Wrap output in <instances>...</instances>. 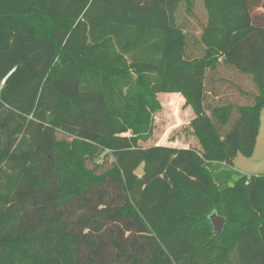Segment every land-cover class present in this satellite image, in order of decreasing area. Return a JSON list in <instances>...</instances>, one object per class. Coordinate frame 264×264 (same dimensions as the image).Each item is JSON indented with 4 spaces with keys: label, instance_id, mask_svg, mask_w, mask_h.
Returning a JSON list of instances; mask_svg holds the SVG:
<instances>
[{
    "label": "trees",
    "instance_id": "obj_1",
    "mask_svg": "<svg viewBox=\"0 0 264 264\" xmlns=\"http://www.w3.org/2000/svg\"><path fill=\"white\" fill-rule=\"evenodd\" d=\"M195 1L0 0V264H264V174L222 189L209 169L254 152L264 0H200L199 36ZM221 66L258 91L236 118L233 105L208 114V77ZM159 94L193 109L201 151L144 146ZM105 186L125 203L107 206L101 193L74 223L73 207ZM213 213L226 220L221 235Z\"/></svg>",
    "mask_w": 264,
    "mask_h": 264
},
{
    "label": "rangeland",
    "instance_id": "obj_2",
    "mask_svg": "<svg viewBox=\"0 0 264 264\" xmlns=\"http://www.w3.org/2000/svg\"><path fill=\"white\" fill-rule=\"evenodd\" d=\"M195 2L197 18H190L189 25L194 30V34L199 36L201 32L200 22L204 19L205 10L200 0H196ZM194 41L191 40L190 46L193 45ZM191 50L195 55L201 53L194 46ZM208 80L209 93L207 105L210 108L208 111L210 116H212L211 108L213 107L233 105L234 112L232 118H236L237 107L253 105L255 103V97L258 95V91L251 76L242 75L231 67L221 66L216 72L209 75ZM158 98L161 103V108L155 115L154 135L144 146H168L201 151L199 141L193 136L192 129L190 128V123L195 118V114L193 109L186 105L185 99L176 94H159ZM229 126H226L224 129L227 130ZM209 169L211 180L221 186L222 189L235 186L236 182L243 175L235 167H231L222 162L212 163ZM101 193L103 194V202L107 206L122 205L125 203V195L121 190H115L112 187L105 186L98 192L87 196L79 204L77 203L73 207V210H71V220L74 223L80 220H88L101 203ZM89 201H91L92 205ZM102 207L107 208L105 206H101L100 208ZM113 228L112 239L117 238L118 228L123 229L124 227L122 225H115ZM102 235L107 242V247H109L108 250H105L104 247L103 253L105 251V254L108 256L114 255L116 251L112 246L113 241H111L110 235L107 231ZM126 237H130L131 240L130 234L126 235ZM97 242H100V240L97 239ZM140 242L142 243V240Z\"/></svg>",
    "mask_w": 264,
    "mask_h": 264
},
{
    "label": "water",
    "instance_id": "obj_3",
    "mask_svg": "<svg viewBox=\"0 0 264 264\" xmlns=\"http://www.w3.org/2000/svg\"><path fill=\"white\" fill-rule=\"evenodd\" d=\"M144 166L145 164L143 163L137 169L135 172L137 176H144ZM234 167L245 175L256 176L264 174V109L260 115V128L252 156L246 157L242 153H239L234 162ZM210 220L212 222L214 232L221 235L226 225L225 218L219 216L217 213H213L210 216Z\"/></svg>",
    "mask_w": 264,
    "mask_h": 264
},
{
    "label": "crops",
    "instance_id": "obj_4",
    "mask_svg": "<svg viewBox=\"0 0 264 264\" xmlns=\"http://www.w3.org/2000/svg\"><path fill=\"white\" fill-rule=\"evenodd\" d=\"M177 95V94H176ZM180 96V95H179ZM182 97V96H181Z\"/></svg>",
    "mask_w": 264,
    "mask_h": 264
}]
</instances>
